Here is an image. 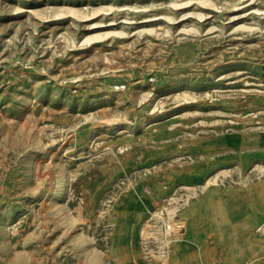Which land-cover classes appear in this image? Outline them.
<instances>
[{
    "label": "rangeland",
    "instance_id": "1",
    "mask_svg": "<svg viewBox=\"0 0 264 264\" xmlns=\"http://www.w3.org/2000/svg\"><path fill=\"white\" fill-rule=\"evenodd\" d=\"M261 225L264 0H0V264H264Z\"/></svg>",
    "mask_w": 264,
    "mask_h": 264
},
{
    "label": "built area",
    "instance_id": "2",
    "mask_svg": "<svg viewBox=\"0 0 264 264\" xmlns=\"http://www.w3.org/2000/svg\"><path fill=\"white\" fill-rule=\"evenodd\" d=\"M125 87V84H118L117 85V88L118 89H122V88H124ZM260 231L262 230H264V226L263 225H261L259 228H258Z\"/></svg>",
    "mask_w": 264,
    "mask_h": 264
}]
</instances>
